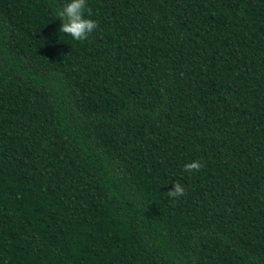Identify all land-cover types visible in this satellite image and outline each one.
<instances>
[{
	"label": "trees",
	"instance_id": "obj_1",
	"mask_svg": "<svg viewBox=\"0 0 264 264\" xmlns=\"http://www.w3.org/2000/svg\"><path fill=\"white\" fill-rule=\"evenodd\" d=\"M63 2L0 0V264H264V0Z\"/></svg>",
	"mask_w": 264,
	"mask_h": 264
},
{
	"label": "clouds",
	"instance_id": "obj_2",
	"mask_svg": "<svg viewBox=\"0 0 264 264\" xmlns=\"http://www.w3.org/2000/svg\"><path fill=\"white\" fill-rule=\"evenodd\" d=\"M56 18L61 23L59 33L66 34L73 41H83L97 29V21L90 18L87 9V0H64L59 9L55 11ZM202 167L199 160L189 161L184 164V170L191 173ZM174 187L167 191L169 198H178L184 195L185 189L180 183H172Z\"/></svg>",
	"mask_w": 264,
	"mask_h": 264
}]
</instances>
